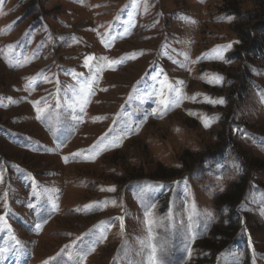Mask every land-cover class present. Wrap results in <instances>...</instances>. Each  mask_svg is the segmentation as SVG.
<instances>
[{"label":"rangeland","instance_id":"1","mask_svg":"<svg viewBox=\"0 0 264 264\" xmlns=\"http://www.w3.org/2000/svg\"><path fill=\"white\" fill-rule=\"evenodd\" d=\"M263 8L2 0L0 264H264Z\"/></svg>","mask_w":264,"mask_h":264},{"label":"trees","instance_id":"2","mask_svg":"<svg viewBox=\"0 0 264 264\" xmlns=\"http://www.w3.org/2000/svg\"><path fill=\"white\" fill-rule=\"evenodd\" d=\"M224 7L226 8V6H224ZM225 11L230 13V14H232V15L239 14L238 13L239 11L234 6H230V5L227 6ZM249 14L253 15V19L258 21L256 26L254 27V31L256 32L255 35L252 36V34H249V33L247 34L243 30H239V33L243 34L246 38L249 39V40L246 39V42H245V45H244L243 48L250 55V57L253 58L254 56H257L260 53L264 52V8L262 10L258 11V12H250ZM240 39H241V41H243L242 37H240ZM226 146H227V141L223 140L222 142H220L216 146V148L214 150L204 153L199 158L200 161L202 162V161H205V160H207L209 158L216 157L217 155H220L223 152V150L225 149ZM158 175H160L161 177H165L166 176L165 173H158ZM238 197H239V194L236 193L230 199L233 200V201L234 200L236 201L238 199ZM230 229L228 231H230ZM224 234L228 238L232 237V233H230V232H226ZM214 241L206 240L203 243L204 247H206L207 249L212 250V251L217 250L220 247V245L216 244V242H214Z\"/></svg>","mask_w":264,"mask_h":264},{"label":"snow or ice","instance_id":"3","mask_svg":"<svg viewBox=\"0 0 264 264\" xmlns=\"http://www.w3.org/2000/svg\"><path fill=\"white\" fill-rule=\"evenodd\" d=\"M0 2H2V0H0ZM147 10H148V9H147V5L145 4V11H147ZM223 47H231V45H227V46H223ZM214 51H215V50H214ZM217 58H222V56H221V57H217ZM91 59H93V58H92V57H88V58H86V60H85V66H89V60H91ZM99 59L102 60V61L107 60L106 57H100ZM111 63H112V64H115V63H123V60H120V61H112ZM97 71H98V72H99V71H102V66H98V67H97ZM214 79H215L216 82H219V81H220L221 79H223V78L220 77L219 75H216V76L214 77ZM162 83H164V82H162ZM209 83H212V81L210 80ZM167 86L169 87V89H170L171 91L176 92V93H177V96H180L179 89L173 88L171 85H167ZM88 88H89V90L91 89V84L88 85ZM160 95H161V97L164 96L163 91H161ZM86 102H87V101H85V103H86ZM212 102H213V101L209 100V103H212ZM215 102H216V103H221V104H222V103H223V99L220 98L219 100H217V101H215ZM160 104L163 105L164 108L166 109V108L169 106V101H168L166 98H162V99L160 100ZM37 111H38V112H41V111H43V110L38 108ZM205 126H206V127L209 126L207 122H205ZM119 139H122V137L117 138V140H116V141H113V143H114V144L117 143ZM2 178H3V177H2V174H0V180H2ZM110 190H114V188H113V189H110ZM5 195H6V194H5ZM29 207H34V205H31V204H30ZM148 215L150 216L151 214L148 213ZM4 219H5L4 216H0V220H4ZM121 219H122V218H121ZM149 223H151V220H149ZM36 227L39 228L40 226L37 225ZM13 239H14V237H13ZM16 243L19 244L20 242L17 240ZM2 251H3V249H0V252H2Z\"/></svg>","mask_w":264,"mask_h":264}]
</instances>
